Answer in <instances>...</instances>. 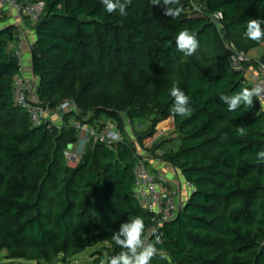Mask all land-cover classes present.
<instances>
[{
    "label": "trees",
    "instance_id": "obj_1",
    "mask_svg": "<svg viewBox=\"0 0 264 264\" xmlns=\"http://www.w3.org/2000/svg\"><path fill=\"white\" fill-rule=\"evenodd\" d=\"M15 2L43 4L35 25L22 18L35 35L31 69L43 107L56 110L69 99L82 112L65 114L61 128L32 127L12 101L20 70L11 45L18 31L0 28V251L52 263L107 243L108 259L121 251L112 234L136 216L145 222L146 237L151 215L133 197L136 148L146 136L134 142L122 115L133 122L156 110L154 123L171 118L178 141L159 159L194 191L177 218L161 229L160 252L150 264H264V162L257 159L264 149V111L256 97L250 108L233 112L220 99L250 89L245 72L264 64V53L237 68L231 52L214 47L222 37L244 53V42H251L244 35L247 21L264 20V0H180L170 5L183 8L176 18L164 15L163 0L158 5L132 0L127 16L107 13L100 0ZM195 9L198 15H188ZM217 14L220 29L212 22ZM184 28L199 41L192 56L176 47ZM127 69L140 71L143 84L116 88L118 96L109 105L84 101L90 90L120 80ZM173 82L190 98L191 115L172 113ZM90 112L93 119L114 122L121 141L109 147L88 144L70 167L63 153L77 133L66 117L96 129V120L85 117ZM238 127L246 134L238 135ZM161 146L152 147L151 154Z\"/></svg>",
    "mask_w": 264,
    "mask_h": 264
},
{
    "label": "built area",
    "instance_id": "obj_2",
    "mask_svg": "<svg viewBox=\"0 0 264 264\" xmlns=\"http://www.w3.org/2000/svg\"><path fill=\"white\" fill-rule=\"evenodd\" d=\"M0 9L8 10L13 16L20 18L25 17L31 25H35L42 14L43 4L34 3L29 5H19L15 0H0ZM196 10V9H195ZM25 42V33L19 36L13 47V55L19 62V74L15 76L12 84V101L17 106L23 109L29 116L32 127H39L43 124L46 114L49 112L44 108L37 95L36 80L33 76H27L23 73V50ZM234 67L239 68V64ZM245 79L248 86L251 88L259 86L264 89V64H258L257 67H252L251 70H246ZM260 104H264V94L256 97ZM58 111L66 114L71 110V104L63 102ZM77 138L76 141L70 144L64 151L63 155L70 167H75L81 158V152L78 150L90 143L104 144L112 146L110 139H115L116 143L120 142V133L109 130L106 126L103 129H94L87 124L73 122ZM109 139V142H108ZM115 143V144H116ZM82 148V151L84 150ZM137 160L133 169L134 185L133 197L138 206L151 215L150 225L146 230V237L149 241L159 236L162 238L161 229L167 223L174 221L186 198H183L179 189L167 190L159 187L161 179L151 174L145 164V159L137 152ZM184 188L188 190V195L193 192L189 183H184Z\"/></svg>",
    "mask_w": 264,
    "mask_h": 264
},
{
    "label": "rangeland",
    "instance_id": "obj_3",
    "mask_svg": "<svg viewBox=\"0 0 264 264\" xmlns=\"http://www.w3.org/2000/svg\"><path fill=\"white\" fill-rule=\"evenodd\" d=\"M188 15L190 13L194 15H198V10L193 11H187ZM15 16V15H14ZM16 17V16H15ZM13 14L11 16V13L8 12V10H1L0 9V28L3 26H15L14 22L17 19H13ZM23 17L20 16V20L23 24V27H26L23 22ZM222 19V16L220 14H217L212 17L213 24L218 27L217 29H220L218 26V22ZM29 29V28H28ZM18 31V30H17ZM20 36L18 31V37ZM223 41L217 44H215V48L218 46H222L227 52L232 53V59L234 60L235 64H241V62L246 61L249 63H255L257 60L261 57V55L264 53V41L257 43V42H249L248 46L244 41L245 51L244 53H241V51H238L236 44H234L232 41L228 42L227 40H224V38L221 37ZM250 41V40H249ZM16 43V42H15ZM15 45V44H14ZM14 45H11L12 51ZM26 47V43L24 42V48ZM24 55V53H23ZM27 55V54H26ZM22 62L25 59L23 56ZM23 62V67H24ZM28 66V65H27ZM26 67V66H25ZM252 67V66H251ZM24 69V68H23ZM252 68H249L248 70H251ZM145 81V78L143 74L140 71L132 72L131 70L127 69L124 73H122V76H120V80H112L111 85L107 84L105 82L100 83V85L88 93L86 96L88 99H84L85 102H90L93 105H109L111 102L115 101L116 97L118 96V92L116 88H129V86H136L138 84H143ZM124 86V87H123ZM113 87V89H112ZM64 102H68L71 104V110L70 114L73 112V115H78L80 112H82L81 109L77 108L76 105L73 103L72 100H65ZM49 112L46 114L43 124H49L50 126H57L58 128H61L64 113L56 110L48 109ZM67 114V113H66ZM123 121L125 125V130L128 136L134 141L138 142V136H146L142 143V148H136L137 152L140 154V156L143 155L144 151V144L146 146L150 147V150H152V147L162 144L160 148L153 154L154 156L156 153L161 152H168L171 149H175L178 145L177 141V135L175 132V128L173 125V121L171 118L161 120L159 122H155L154 120L158 117L156 115V110H147L142 117H140L139 120H135L133 122L129 121V119L126 117L125 113L122 115ZM86 119L90 121L96 120V129L99 128L102 124H104L103 128L106 126L109 128V130H112L117 132L118 129L116 127V124L114 122H111L109 120H106L104 117L93 119L94 115L93 113H89L86 116ZM74 122V116L69 115L66 117V124L71 125ZM147 131V132H146ZM150 131L152 132L151 134ZM145 132V133H144ZM144 133V134H143ZM148 135V136H147ZM115 140V139H114ZM113 139H110V143L114 145L116 142ZM109 142V139H108ZM146 150V149H145ZM150 150L148 152H150ZM85 151V150H84ZM83 151V152H84ZM81 153V155L83 154ZM144 159V155L142 156ZM148 171L152 173L150 169ZM155 175V174H154ZM109 246L107 243H101L94 247H90L82 251L81 253H78L70 258L63 259L62 257H59L57 261H54L52 263H45L44 261H32L28 259L24 252L17 253V257L11 258L9 253H7L5 250L0 251V264H103L107 260V252H108ZM20 256V257H18Z\"/></svg>",
    "mask_w": 264,
    "mask_h": 264
},
{
    "label": "clouds",
    "instance_id": "obj_4",
    "mask_svg": "<svg viewBox=\"0 0 264 264\" xmlns=\"http://www.w3.org/2000/svg\"><path fill=\"white\" fill-rule=\"evenodd\" d=\"M100 2L105 6L107 13L112 14L118 11L120 16H127V8L132 4V0H100ZM151 3L158 5L160 0H151ZM179 3L180 0H163V5L166 6L164 15L171 18L179 17L183 8L170 7V5H179ZM262 24H264V20L249 19L244 33L246 39L257 43L264 41ZM175 42L177 49L186 56L194 55L199 47L196 33L187 28L179 31ZM169 94L173 98L172 113L180 116L191 115L190 98L181 90L178 83L173 82ZM262 94H264V89L259 86L251 89L245 87L230 96L221 95L220 99L228 106V111L233 112L241 106L250 108L253 105L254 97H260ZM237 133L241 136L246 134L243 127H238ZM257 159L264 162V149L257 153ZM145 228V222L140 216L122 223L119 230L112 234V241L121 251L109 257L103 264H150L151 260L160 252L156 245L161 243V238L156 236L155 240L150 242L144 236ZM162 258L167 259L164 255Z\"/></svg>",
    "mask_w": 264,
    "mask_h": 264
},
{
    "label": "crops",
    "instance_id": "obj_5",
    "mask_svg": "<svg viewBox=\"0 0 264 264\" xmlns=\"http://www.w3.org/2000/svg\"><path fill=\"white\" fill-rule=\"evenodd\" d=\"M11 16H12V13H11ZM13 17H14L13 18L14 20L17 19L15 20L14 25L19 31V34L22 35V33H25L26 47L23 50V53H24L23 56L25 57V59H27V62L26 60L25 62L23 60L25 64L23 67L24 68L23 73L27 76H33L32 71H31L30 45L34 42L35 35L30 29H28L27 27H23V24L21 21H19L20 19L18 17H15V16ZM260 105L262 107V110L264 111V104H260ZM143 147L144 149H146L143 151V155H144L145 162L148 166V169L152 171L153 175L155 174V176L161 179L159 187L162 189H167V190L179 189L181 196L183 198H187L188 190L184 188L185 182L183 181L181 176L171 166L167 165L166 163L162 162L159 159V156L161 155L162 152L156 153V155L154 156L151 154V152H147L148 150H150L149 146H146L144 144ZM82 148L84 147L81 146V148L78 151L83 152Z\"/></svg>",
    "mask_w": 264,
    "mask_h": 264
}]
</instances>
